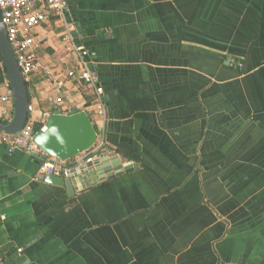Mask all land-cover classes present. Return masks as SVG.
Masks as SVG:
<instances>
[{
  "label": "crops",
  "instance_id": "crops-1",
  "mask_svg": "<svg viewBox=\"0 0 264 264\" xmlns=\"http://www.w3.org/2000/svg\"><path fill=\"white\" fill-rule=\"evenodd\" d=\"M67 19L99 74L107 148L100 165L46 180L39 159L0 148V254L9 264H264V0H67ZM42 64L64 58L52 18ZM28 118L60 105L41 72ZM0 57V95L8 90ZM2 104H0V109ZM103 178V179H101ZM21 248V252L17 249Z\"/></svg>",
  "mask_w": 264,
  "mask_h": 264
},
{
  "label": "built area",
  "instance_id": "built-area-1",
  "mask_svg": "<svg viewBox=\"0 0 264 264\" xmlns=\"http://www.w3.org/2000/svg\"><path fill=\"white\" fill-rule=\"evenodd\" d=\"M67 11V0H0V23L5 29L24 80L27 82L32 73L41 72L56 94L53 104L62 103L66 82L71 83L70 89L82 88L90 94L92 99L86 113L97 128L96 142L89 150L70 160L57 159L33 142V135L37 130L34 121L27 118L23 127L16 133L0 131V148H4L8 154L22 151L38 158L42 174L74 178L86 170L95 159L104 155L117 156V153L105 144L108 118L98 71L91 66L88 50L78 42L80 35L75 25L67 19ZM51 18L59 28L60 47L64 58L58 62L42 64L37 55L42 46L37 28ZM0 104V121L7 122L13 114L10 88L0 95ZM17 251L21 252V248ZM0 264H9L2 254Z\"/></svg>",
  "mask_w": 264,
  "mask_h": 264
},
{
  "label": "water",
  "instance_id": "water-1",
  "mask_svg": "<svg viewBox=\"0 0 264 264\" xmlns=\"http://www.w3.org/2000/svg\"><path fill=\"white\" fill-rule=\"evenodd\" d=\"M0 57L13 97L12 118L7 122L0 121V131L16 133L28 118L29 92L1 23ZM96 139V129L84 110H74L65 114L52 111L45 120L44 128L37 130L33 135V142L37 146L61 160H70L78 154L86 152L95 144ZM91 164L100 165L106 178L120 175L131 167L129 162L122 163L118 156L108 157L106 155L95 159ZM86 172H88L87 169L79 175V178ZM46 180L56 185H64L67 191L75 190L72 178L46 175Z\"/></svg>",
  "mask_w": 264,
  "mask_h": 264
},
{
  "label": "trees",
  "instance_id": "trees-1",
  "mask_svg": "<svg viewBox=\"0 0 264 264\" xmlns=\"http://www.w3.org/2000/svg\"><path fill=\"white\" fill-rule=\"evenodd\" d=\"M9 87V86H8ZM85 92H86V90H85ZM87 93V92H86ZM88 94V93H87ZM91 99L92 98H87V100H86V102H85V105H89L90 103H91ZM95 127V126H94ZM39 129H41V127H36V130H39ZM95 129L97 130V128L95 127Z\"/></svg>",
  "mask_w": 264,
  "mask_h": 264
},
{
  "label": "clouds",
  "instance_id": "clouds-1",
  "mask_svg": "<svg viewBox=\"0 0 264 264\" xmlns=\"http://www.w3.org/2000/svg\"><path fill=\"white\" fill-rule=\"evenodd\" d=\"M45 143H46V141H45Z\"/></svg>",
  "mask_w": 264,
  "mask_h": 264
}]
</instances>
